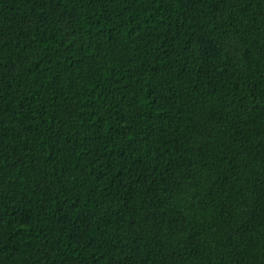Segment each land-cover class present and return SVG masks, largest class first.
I'll list each match as a JSON object with an SVG mask.
<instances>
[{"label": "trees", "instance_id": "16d2710c", "mask_svg": "<svg viewBox=\"0 0 264 264\" xmlns=\"http://www.w3.org/2000/svg\"><path fill=\"white\" fill-rule=\"evenodd\" d=\"M0 264H264V0H0Z\"/></svg>", "mask_w": 264, "mask_h": 264}]
</instances>
